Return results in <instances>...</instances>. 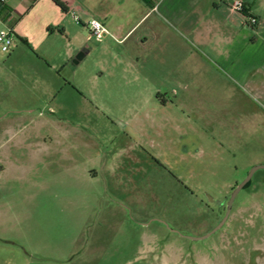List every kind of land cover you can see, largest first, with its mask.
<instances>
[{
  "label": "rangeland",
  "instance_id": "rangeland-1",
  "mask_svg": "<svg viewBox=\"0 0 264 264\" xmlns=\"http://www.w3.org/2000/svg\"><path fill=\"white\" fill-rule=\"evenodd\" d=\"M77 16L0 52V264H264V168L193 240L264 166V97L223 78L157 97Z\"/></svg>",
  "mask_w": 264,
  "mask_h": 264
},
{
  "label": "crops",
  "instance_id": "crops-1",
  "mask_svg": "<svg viewBox=\"0 0 264 264\" xmlns=\"http://www.w3.org/2000/svg\"><path fill=\"white\" fill-rule=\"evenodd\" d=\"M60 1L66 13L50 0H0V18L16 38L37 46L55 30L65 36L79 29L76 22L83 26L77 15L92 14L106 31L100 42L116 44L133 71L127 80L144 82L157 97L175 94L171 83L222 78L264 97V0H240L243 13L229 7L232 0Z\"/></svg>",
  "mask_w": 264,
  "mask_h": 264
},
{
  "label": "built area",
  "instance_id": "built-area-1",
  "mask_svg": "<svg viewBox=\"0 0 264 264\" xmlns=\"http://www.w3.org/2000/svg\"><path fill=\"white\" fill-rule=\"evenodd\" d=\"M229 7L237 13H243L244 11V4L240 0L230 1ZM247 19L250 25L256 24V20L254 18L248 17ZM88 27L90 29L91 34L94 35L97 39H100L102 34L106 32L104 27L98 21L95 20H91L88 23ZM13 41L14 33L12 28L0 18V52L3 54H10L13 49Z\"/></svg>",
  "mask_w": 264,
  "mask_h": 264
},
{
  "label": "water",
  "instance_id": "water-1",
  "mask_svg": "<svg viewBox=\"0 0 264 264\" xmlns=\"http://www.w3.org/2000/svg\"><path fill=\"white\" fill-rule=\"evenodd\" d=\"M83 57L82 54H80L77 58H76V61H79L81 60ZM260 168H264V166H259V167H256L255 169H253L249 174L248 176L246 177V179L240 183L235 189L234 191L232 192L230 198H229V201H228V204H227V209H226V212H225V216L222 220V222L217 226L215 227L212 231H210L207 235L203 236V237H200V238H194L193 240H200V239H204V238H207L209 237L211 234H213L214 232H216L218 229H220L222 227V225L224 224V222L226 221L229 213H230V209H231V205L235 199V197L237 196V194L240 192V190L243 188V186L250 180L252 174L257 170V169H260Z\"/></svg>",
  "mask_w": 264,
  "mask_h": 264
},
{
  "label": "trees",
  "instance_id": "trees-1",
  "mask_svg": "<svg viewBox=\"0 0 264 264\" xmlns=\"http://www.w3.org/2000/svg\"><path fill=\"white\" fill-rule=\"evenodd\" d=\"M57 8H59V10L63 13L67 12V7L65 6L64 3H62L60 0H50ZM1 11V9H0ZM48 32H51V29H47ZM61 32V31H60ZM20 41L26 45L29 46L27 41L25 39H20Z\"/></svg>",
  "mask_w": 264,
  "mask_h": 264
},
{
  "label": "flooded vegetation",
  "instance_id": "flooded-vegetation-1",
  "mask_svg": "<svg viewBox=\"0 0 264 264\" xmlns=\"http://www.w3.org/2000/svg\"><path fill=\"white\" fill-rule=\"evenodd\" d=\"M247 176H248V175H247ZM245 179H246V178H245ZM245 179H244V180H245ZM250 179H251V178H250ZM244 180H243V181H244ZM243 181H242V182H243ZM249 181H250V180H249ZM249 181L243 186L242 189L246 188V186L248 185ZM242 182H241V183H242ZM239 184H240V183H239ZM239 184L236 183L235 186H233L231 190L234 191V189H235ZM242 189H241V190H242ZM241 190H240V191H241ZM233 191H232V192H233ZM231 194H232V193H231ZM230 196H231V195H230ZM230 196H229V198H230ZM234 200H235V199H234ZM228 201H229V199H228ZM228 201H227V204H228ZM233 202H234V201H233ZM232 204H233V203H232ZM205 205L208 207V203H205ZM231 207H232V205H231ZM226 209H227V205H226V207H225V212H226Z\"/></svg>",
  "mask_w": 264,
  "mask_h": 264
}]
</instances>
